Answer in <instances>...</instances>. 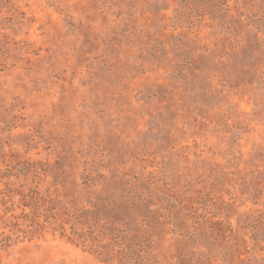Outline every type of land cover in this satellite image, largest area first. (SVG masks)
I'll use <instances>...</instances> for the list:
<instances>
[{"label": "rangeland", "instance_id": "obj_1", "mask_svg": "<svg viewBox=\"0 0 264 264\" xmlns=\"http://www.w3.org/2000/svg\"><path fill=\"white\" fill-rule=\"evenodd\" d=\"M0 264H264V0H0Z\"/></svg>", "mask_w": 264, "mask_h": 264}]
</instances>
